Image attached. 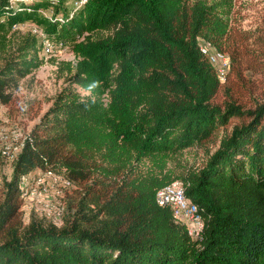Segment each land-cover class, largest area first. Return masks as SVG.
<instances>
[{"label": "trees", "instance_id": "16d2710c", "mask_svg": "<svg viewBox=\"0 0 264 264\" xmlns=\"http://www.w3.org/2000/svg\"><path fill=\"white\" fill-rule=\"evenodd\" d=\"M228 8L227 0H84L69 10L62 0H0L4 48L27 20L76 57L61 62L71 84L11 162L0 264H264V100L243 75L264 70V18L241 30ZM203 43L228 55L222 81ZM10 47L0 66L4 104L41 62L34 35ZM192 147L203 149L201 167L180 161ZM38 168L78 187L61 223L34 215L23 223L18 179ZM175 179L201 214L197 238L155 200Z\"/></svg>", "mask_w": 264, "mask_h": 264}, {"label": "rangeland", "instance_id": "374dc122", "mask_svg": "<svg viewBox=\"0 0 264 264\" xmlns=\"http://www.w3.org/2000/svg\"><path fill=\"white\" fill-rule=\"evenodd\" d=\"M227 1L229 2L228 19L233 27L241 30H253L256 25L263 24L264 0ZM81 2L82 0H62L63 7L67 10L72 7H79ZM11 3H14V0H11ZM51 12L52 10L48 9L46 16L51 17ZM58 19L61 20L60 15ZM27 34L34 35L39 40L40 48L38 49L37 57L41 62L18 80L17 88L13 90V98L9 103L4 104L0 102V134L2 131L3 133H8L13 130H20L23 134L28 133L30 128L39 121L41 115L51 105L54 95L63 87L71 84L72 73L66 70L61 64L62 61H71L73 64L76 61L70 44L67 42L61 43L60 41H54L53 43L55 45L52 43V50L45 52L42 48V42L48 37L37 24L25 20L13 25L5 38L11 43L5 48L7 49L8 46H11L9 48L11 51L12 44ZM5 48L0 43V66L7 52ZM221 65H223V63H217L218 73L222 81L223 76L219 70V66ZM243 75L245 78H250L255 83L253 89L254 99L258 101L264 100V70L253 73L243 70ZM75 87L82 94L87 93V91H84L82 88L78 86ZM247 91L245 90L242 93L245 97H247ZM229 128L230 125L228 126V129ZM222 130L223 128L220 127L219 133H221ZM214 148L215 147H210L211 151ZM204 159L205 154L200 147L187 149L180 157L182 164L196 167H201ZM11 166L12 163L10 161L0 159V200H2L4 195V183L8 181L11 176ZM76 189H78V187L73 185L65 189L64 194L61 196L56 195L51 190L48 193L44 192V194L37 193L33 199L23 200L21 208L23 223H27L31 215H34L33 217L36 218L44 217L46 221L59 220L57 222L61 223L65 207L67 209V199L76 195ZM61 207L62 211L60 209ZM59 211H61V216L59 215ZM59 216L60 218H58Z\"/></svg>", "mask_w": 264, "mask_h": 264}, {"label": "built area", "instance_id": "2783aa9c", "mask_svg": "<svg viewBox=\"0 0 264 264\" xmlns=\"http://www.w3.org/2000/svg\"><path fill=\"white\" fill-rule=\"evenodd\" d=\"M53 42L54 41L49 38L42 42V48L45 52L52 50ZM201 49L208 54L210 61L216 66V69L217 63H223V65L219 66V70L223 76L229 65L228 55L216 51L209 45V43L201 44ZM218 76L220 78L219 73ZM25 136L26 133L23 134L20 130L9 131L8 133H3L2 131L0 134V159L13 162L22 149ZM71 186H73V183L70 179L49 168L45 170L39 168L32 170L21 175L18 179V189L20 191L22 204L23 200L33 199L37 193L44 194V192L48 193L51 190L56 195L61 196L64 194V190ZM155 200L159 205L170 207L174 218L185 225L187 233L191 237L197 238L200 236L203 228V220L197 205L186 196L182 180L175 179L158 188L155 193ZM22 204L20 209L22 208ZM60 209L62 211V207ZM61 211H59L60 216ZM60 216L58 218H60ZM57 221L53 220L55 223H58Z\"/></svg>", "mask_w": 264, "mask_h": 264}, {"label": "clouds", "instance_id": "9594fccd", "mask_svg": "<svg viewBox=\"0 0 264 264\" xmlns=\"http://www.w3.org/2000/svg\"><path fill=\"white\" fill-rule=\"evenodd\" d=\"M97 86V83L96 82H93L91 83L89 86H88V89L89 91H91L93 88H95Z\"/></svg>", "mask_w": 264, "mask_h": 264}]
</instances>
